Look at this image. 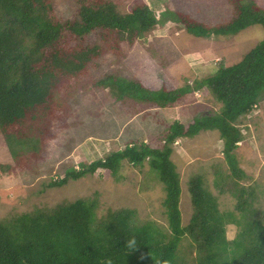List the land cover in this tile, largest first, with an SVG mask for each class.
I'll use <instances>...</instances> for the list:
<instances>
[{"label":"trees","instance_id":"16d2710c","mask_svg":"<svg viewBox=\"0 0 264 264\" xmlns=\"http://www.w3.org/2000/svg\"><path fill=\"white\" fill-rule=\"evenodd\" d=\"M71 1L74 11L63 17L53 0H0V136L12 160L0 164L2 172L24 171L48 158L72 115L67 98L78 90L107 89L109 98L139 112L171 106L204 87L218 110L186 125L173 120L156 144L130 139L104 156L70 165L47 183L61 186L100 170L115 173L123 160L134 168L146 161L163 184L165 225L139 221L131 207H108L98 215L97 192L52 207L38 205L0 217V264H264V210L258 208L257 186L243 183L248 174L235 154L243 138L236 121L255 109L264 93V38L238 62L218 67L193 86L151 89L114 72L89 79L108 54L122 59L125 48L167 17L194 36L222 37L252 24L264 28V7L227 0L231 18L206 24L169 9L157 18L144 0ZM212 129L222 140L227 168L214 172L217 193L202 175L190 177V216L183 224L180 174L171 159L174 141ZM226 192L231 199L221 204L218 195ZM227 225L236 227L230 239Z\"/></svg>","mask_w":264,"mask_h":264},{"label":"rangeland","instance_id":"374dc122","mask_svg":"<svg viewBox=\"0 0 264 264\" xmlns=\"http://www.w3.org/2000/svg\"><path fill=\"white\" fill-rule=\"evenodd\" d=\"M160 18L165 9L189 14L195 19L215 24L232 16L227 0H144ZM255 1L264 7V0ZM56 12L63 17L72 15L71 0H53ZM264 38V28L252 24L235 35L222 37H197L184 31L176 21L166 18L140 41L125 48L124 57L116 60L108 54L101 66L93 69L89 79L105 73L138 80L151 89L194 85L196 80L212 75L220 66L238 62L257 41ZM153 43V44H152ZM124 50V49H123ZM217 59V61H216ZM88 79V80H89ZM89 82V81H88ZM107 89L87 88L78 90L67 98L72 115L61 132V143L54 145L44 161L32 164L24 171L4 173L0 169V217L10 213H22L35 206L52 207L62 201L88 198L97 192L98 215L106 208L131 207L136 209L139 221L155 220L166 224L163 184L145 161L141 167H131L123 160L115 173L87 174L69 180L61 186H47L50 180L62 177L70 165L79 161H91L117 148L130 139L156 144L158 136L173 120L185 125L194 117L218 110V103L202 87L187 92L179 101L165 108H151L135 112V107L123 106L107 96ZM242 140L235 149L239 166L248 178L243 183L257 186L258 208L264 210V93L257 107L236 121ZM172 144L171 155L180 176L179 209L184 224L190 216V197L187 183L191 176H203L204 185L214 193V172L224 171L222 140L218 131L201 130L191 138H178ZM12 162L0 136V164ZM219 202L231 199L229 193L219 194ZM234 225L226 226V237L235 234Z\"/></svg>","mask_w":264,"mask_h":264},{"label":"clouds","instance_id":"9594fccd","mask_svg":"<svg viewBox=\"0 0 264 264\" xmlns=\"http://www.w3.org/2000/svg\"><path fill=\"white\" fill-rule=\"evenodd\" d=\"M216 61H217V59H216ZM174 144H177V142L176 143L174 142Z\"/></svg>","mask_w":264,"mask_h":264}]
</instances>
